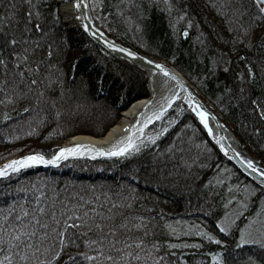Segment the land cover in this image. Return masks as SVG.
Segmentation results:
<instances>
[{
  "label": "trees",
  "instance_id": "16d2710c",
  "mask_svg": "<svg viewBox=\"0 0 264 264\" xmlns=\"http://www.w3.org/2000/svg\"><path fill=\"white\" fill-rule=\"evenodd\" d=\"M169 2L173 7L166 9L164 0H91L96 22L108 35L173 64L264 164V49L258 46L264 21L257 6L253 0ZM32 4L40 15L28 24L39 23L40 29L33 28L23 45L31 75L23 62V77L16 73L15 57L7 50V72L0 67V165L34 151L51 158L57 143L77 134L104 135L119 119L117 103L128 104L123 95L135 88L144 91L142 71L108 55L85 33L61 25L55 0H32ZM28 11L25 0H0V19L7 17L0 25L3 31L19 35ZM181 13L186 17L179 18ZM249 27L250 40L245 35ZM189 29L200 41L191 39ZM37 63L35 70L32 66ZM249 65L254 78L247 76ZM238 76L244 77L243 82ZM31 79L37 83L31 84ZM181 104L160 123H173L169 133L154 136L147 144L143 141L131 155L100 161L67 159L56 167L40 164L0 176V215L13 208L16 213L21 207L31 211L36 199L52 203L53 193L74 202L83 196L95 201L90 207L101 204L106 209L117 202L125 205V217L155 213L146 239L159 241L158 251L168 253L163 264H218L209 255L213 252H220L225 264H252L255 259L262 263L264 249L237 245L240 229L250 226L255 235L264 225L260 223L264 192L252 185L237 189L231 173L222 170L228 164L229 171V162ZM213 183L220 190L208 188ZM175 210L180 211L177 216ZM228 220V231L222 232L221 222ZM198 232H209L223 243Z\"/></svg>",
  "mask_w": 264,
  "mask_h": 264
},
{
  "label": "snow or ice",
  "instance_id": "6c2138e0",
  "mask_svg": "<svg viewBox=\"0 0 264 264\" xmlns=\"http://www.w3.org/2000/svg\"><path fill=\"white\" fill-rule=\"evenodd\" d=\"M25 2L29 5V11L20 34L5 32L0 27V67L5 69V73L7 72L9 58L4 55L5 50H7L11 57H15L12 66L21 78L24 75V71L20 70L21 62H23V69L31 75L27 63L28 49L23 45L28 44L29 34L33 28L40 29L39 23L29 27L28 21H31L33 16L38 18L40 14L38 11H33L32 0H25ZM164 2L166 9L173 7L169 0H164ZM253 2L258 8L257 15L264 21V0H253ZM76 6H80L79 0H77ZM10 7L14 9L15 5H10ZM10 15H14V12ZM6 19L7 17L0 19V25H3ZM84 27L87 28L88 26L84 25ZM251 33V27L245 30V35L249 40L251 39ZM183 35H188L187 29L184 30ZM261 41L258 46L264 49V37H261ZM105 42L107 43V41ZM33 43L35 44V42ZM112 47L117 46L112 45ZM50 49L51 46H49V55H51ZM124 51L127 50L124 49ZM128 54L129 56L136 55L134 52ZM149 63L154 62L149 61ZM38 67V63L32 66L35 70H38ZM156 69L162 72L165 77L171 75L172 79L176 80L180 87L185 89L187 103L191 111L196 114L207 129L208 134L211 135L210 112L204 108L171 69L164 64H156ZM224 70L227 71L228 69L225 68ZM247 76L249 78L255 76L251 65L248 66ZM237 78L241 82L244 80L243 76ZM30 83L36 84L37 81L31 79ZM167 83V80H162L159 86L164 88ZM179 99L181 97L176 91H170L168 95L162 96L163 106L159 108L158 113H153L147 117L146 123L159 119V116L172 105L173 101ZM261 115H264V112ZM137 124H139V120H137ZM144 126L141 125L136 129L139 136L129 131L126 135L117 138L107 149L97 147L95 144L74 143L59 147L51 154V158H46L40 151L30 152L5 163L0 167V176H6L9 171L15 172L34 165H55L61 159H67L69 156H123L131 154V152H138V145L143 143L140 136H143ZM131 127L133 126L127 125L126 129ZM149 139H152V137H149ZM224 139L225 137H220L221 141ZM220 147L227 152L223 143L220 144ZM245 162L249 168L256 167L252 160H246ZM260 175L264 177V170H260ZM40 196L44 197L45 193L41 192ZM51 199L52 203L36 199L35 208L31 211L21 207L19 213H16L15 208H13L7 215H0V264H163L164 256L168 255V253L162 255L158 251L161 248L159 241L146 239L153 218L138 215L125 217L122 211L125 207L124 204L112 202L111 206L106 209L101 204L90 207L87 205L95 203V201H85L83 196H79L78 201L74 202L66 197L62 198L60 193H53ZM221 223L223 226L220 230L227 232L231 221ZM249 227L246 226V228L240 229L237 247L245 244H256L264 249V225L256 230L255 235L248 230ZM133 231L137 232L138 235L133 236L131 234ZM122 232L125 234L121 236ZM197 235H203L209 241H214L217 244L223 243L209 232H198ZM72 247L77 249L82 247V250L76 252L66 251ZM209 255L212 261L225 264L220 252L209 253ZM248 259L251 260L252 257H248Z\"/></svg>",
  "mask_w": 264,
  "mask_h": 264
},
{
  "label": "bare ground",
  "instance_id": "6f19581e",
  "mask_svg": "<svg viewBox=\"0 0 264 264\" xmlns=\"http://www.w3.org/2000/svg\"><path fill=\"white\" fill-rule=\"evenodd\" d=\"M76 1L77 0H55V3L57 5V10H58L59 16H60V18L63 19L62 22H64V24L69 29L74 30L78 33H80V32L83 33V32H85V30H84V28H85L84 25L86 24L85 20H90V19L92 20L93 19L95 21L96 25H98V24L96 22L95 16H93L92 14L90 16V14L88 12H86L85 5H84V11H82V14H81V10H82V9H80L81 5L79 7H77ZM208 12H210V10H208ZM220 13L223 14L224 12H220ZM201 14L203 15V12ZM204 14H205V12H204ZM178 17L182 18V17H186V16L183 13H181L178 15ZM83 18L84 19L86 18V19L84 20ZM195 18L197 19L198 17H195ZM102 31L108 37H110L112 40H114V42L119 44L121 47L130 48L131 50H133L137 55H139L140 57L145 59V61L149 65L161 63V64L168 66L169 68H173L174 71H172V72L175 73V75L179 77V80L183 81L186 88L188 90H190L193 93V95L196 94L198 97H200V99L202 100V103L208 109L212 110L214 112V114L217 116L218 121H220V123H222L224 125L223 126L222 124L220 125L217 123L215 125V129L219 132L222 131V133L224 135L223 137H225V140L227 141V143H229L230 146L231 145L235 146V144L230 141V139L233 138L232 137V135H233L235 137V139H237L238 142H240V147L243 151H245V153L240 155L239 159L234 160L232 158H228V157L224 156L219 151L217 145L208 136V133H207L205 127L203 126L202 122L199 120V118L196 116V114L191 111L190 106L188 105L187 99H186V93L187 92L185 91L184 88L180 87V85L177 83L176 80L172 79L171 75L165 77L162 72H160L158 69H156L152 66H149V65H147L145 67H140V66L136 65L135 63H132L129 60L123 59L122 57L115 55L113 52L109 51L104 45L100 44L99 42H96L95 40H92V41L94 43H96L98 46H100V48H102V50L105 51L108 55L115 57V58L125 60L126 62L130 63L131 65L135 66L140 71H142L141 74L145 80L144 88H143L144 91L140 92L137 88H135V89H133L134 92L125 93L123 95L124 97L122 100H124L128 104L117 103L121 107V108H119V106H118V108H119L118 118L120 121L117 124H112L111 127H109L107 129V132L104 135L99 137V136H95L94 134H77V135H74V137L69 138V140H67L65 143L62 142V143H64L62 145V147H65V146H68V145L74 144V143H84V144H95L97 147H104L107 149L109 147V145L111 143H113L117 138H119L122 135H126L127 132H129V131H132V132H134L135 135L139 136V132L136 131V129H138L141 125H145V126H144L143 136H140V139L147 144L150 140H152V139H149V137H154V136L162 137L164 135V133L162 132L163 127L160 126V123L162 121H164L165 117L167 116V112L169 113L170 111H172L174 109V107L175 108L179 107L178 106L179 103H182L183 105H186V107L196 117L197 122L204 128L205 133L207 134V138L217 148L220 155L222 157L226 158L227 162H229V166H231V167H229V171H227L228 164L225 165L222 168V170L226 171L228 173H231V175L234 177V179H233L234 183H236L238 185V186H236L237 189H239L238 188L239 186H247V185L250 186V185H252V186H255L256 189H260L261 192H264V185L259 184L253 178V173L255 171V168H249L245 161L246 160H252L255 165H257L259 167H263V168H264V164H262L261 162H259L257 160L255 155L252 152H250L246 148V146L243 144L240 136H238L236 134V132L234 130H232L227 125V123L224 120L225 119L224 115L219 113L217 110H215L214 106L201 96L199 89L186 76H184L180 70H178L173 64L161 59L160 57L152 55L149 52H146L143 50H136L135 48L130 47L127 43H125L121 40H117L114 37L108 35L104 30H102ZM214 31H218V30H214ZM190 32H191L190 37L192 40L197 39L196 41H200V38L197 37L195 35V33H192L191 30H190ZM149 61H153L154 63L150 64ZM162 80L168 81L167 85L164 88H161L159 86ZM139 83H141L140 80H138V84ZM170 91L178 92L181 99L173 101L172 105L170 107H168L162 115L159 116V119H155V120H152L150 123H146L147 117L151 116L153 113L159 112V108L161 106H163V101L161 100V97L168 95L170 93ZM137 120H139V124H137ZM127 125H132L133 127L126 129ZM152 141H154V140H152ZM62 143H60V142L57 143L55 145V147L58 149ZM233 148H236V146ZM233 148H230L231 152L233 151ZM132 153L133 152H131V154ZM125 155H128V154H125ZM125 155H123V156H125ZM87 156H89V155H87ZM123 156H121V157H123ZM69 157H72V156H69ZM90 157L95 158V161H100V160H102V157H106V156L92 155ZM118 157H120V156H118ZM118 157L116 156L115 158H118ZM10 160H13V159H10ZM10 160L5 161L1 165H4L5 163H7ZM220 162L222 163V166H223V160H220ZM46 166L50 167L52 165L49 164ZM257 170H259V168ZM257 172H259V171H257ZM9 173H10V171L8 172V174ZM209 187L213 188V189L220 190L216 183L209 184L208 188ZM234 201L236 202V199ZM260 207H261L260 209L264 211V203H263V205H260ZM214 212L216 214H221L217 210H214ZM255 214L257 217L260 216L261 215L260 210L255 211ZM256 216H254V217H256ZM253 220L254 221H252V222H255L256 218ZM240 222H243V221H240ZM260 222H264V219H260ZM242 259H244V257ZM261 262L262 263H259L255 259L252 264H264V259H262Z\"/></svg>",
  "mask_w": 264,
  "mask_h": 264
},
{
  "label": "water",
  "instance_id": "95a60500",
  "mask_svg": "<svg viewBox=\"0 0 264 264\" xmlns=\"http://www.w3.org/2000/svg\"><path fill=\"white\" fill-rule=\"evenodd\" d=\"M77 2V1H76ZM79 4L80 9L81 10V14L82 11H84V5H85V10L86 12H88L91 16L90 10H89V5L87 0H79ZM92 18V17H91ZM84 19V18H83ZM86 19V18H85ZM84 19V20H85ZM86 24L88 27L84 28L85 32L87 33V35H89V37H91L93 40H95L96 42H99L100 44L104 45L109 51L113 52L115 55L122 57L123 59L129 60L132 63H135L136 65L140 66V67H145L147 65H149L145 59H143L142 57H140L139 55H135V56H129V52H134L133 50H131L130 48H123L121 47L119 44H117L116 42H114V40H112L110 37H108L95 23V21L92 19L90 20H85ZM107 41V43L105 42ZM112 45H116L117 47H112ZM124 49H126L127 51H124ZM135 53V52H134ZM161 64V63H160ZM152 66L154 68H156V64H152L149 65ZM166 66V65H165ZM168 67V66H166ZM169 68V67H168ZM171 69V71H174L173 68H169ZM187 96V93H186ZM196 97V99L204 106V108L210 112V117H209V126L212 128V134L208 136L211 138V140L217 145L219 151L226 157L228 158H232L234 160H237L240 158V155L244 154L245 151H243L240 147V142H238L237 139H235V137L232 135L233 138L230 139L231 142H233L236 146V148H233L235 146H230L229 143H227V141L224 140H220V137L224 136L222 131L219 132L215 129V125L218 124H222L220 123V121H218L217 116L214 114V112L210 109H208L203 103L202 100L200 99V97H198L196 94L194 95ZM203 124V123H202ZM223 125V124H222ZM204 126V125H203ZM224 126V125H223ZM206 129V128H205ZM207 131V129H206ZM208 133V131H207ZM223 143L224 147L227 149V152L224 151V149H222L220 147V144ZM233 148V151H230V148ZM237 153H239V155H237ZM241 162V161H240ZM255 171L253 173V178L256 180V182H258L259 184H263L264 185V177H262L260 175V170H264L263 167H259L257 165H255ZM259 168V170H257ZM259 171V172H257Z\"/></svg>",
  "mask_w": 264,
  "mask_h": 264
},
{
  "label": "rangeland",
  "instance_id": "374dc122",
  "mask_svg": "<svg viewBox=\"0 0 264 264\" xmlns=\"http://www.w3.org/2000/svg\"><path fill=\"white\" fill-rule=\"evenodd\" d=\"M87 2H88V5H89V10H90V13L93 15V16H95V14H94V11H93V8H92V3H91V0H87ZM95 19H96V16H95ZM60 20H61V25L62 26H65V28L66 29H68L69 31H71V32H76V31H74V30H71V29H69L65 24H64V22H62V18H60ZM98 26V25H97ZM99 27V26H98ZM101 30H103L101 27H99ZM83 33H85L86 35H87V33L86 32H83ZM88 37H89V35H87ZM90 39H92L91 37H89ZM93 40V39H92ZM136 50H140L139 48H135ZM168 113V112H167ZM120 120L118 119L117 120V122L115 123V124H117L118 122H119ZM161 127H163V129H162V132L165 134V133H169V131H170V129L173 127V123L171 124V123H167V124H165V125H161ZM72 137H74V136H72ZM99 137H101V136H99ZM71 138V137H70ZM67 140H69V138L67 139ZM66 140V141H67ZM65 141V142H66ZM64 142V143H65ZM64 143H62L61 144V146L60 147H62V145L64 144ZM116 156H106V157H102V160H109V159H112V158H115ZM118 157V156H117ZM121 157V156H120ZM67 159H73V160H76V159H79V160H81V159H88V160H93V161H95V158H93V157H90V156H87V155H85V156H72V157H68ZM67 159H61L60 161H59V163L58 164H55V165H52V166H59V165H61L65 160H67ZM97 160V159H96ZM185 194V193H184ZM183 194V195H184ZM168 207V206H167ZM160 208H158V209H155V210H150V211H157V210H159ZM178 212V213H177ZM159 213H161L162 214V212H159ZM180 213V211H176L175 210V215L177 216V214H179ZM156 214H158V213H156ZM152 215V217L151 218H153V216H156L155 215V213H152L151 214ZM174 215V214H173ZM159 222H160V220H159ZM252 224H255L256 222H251ZM261 223V222H260Z\"/></svg>",
  "mask_w": 264,
  "mask_h": 264
}]
</instances>
